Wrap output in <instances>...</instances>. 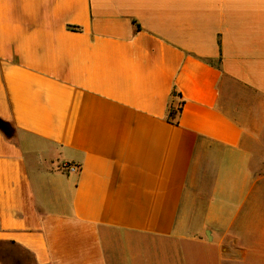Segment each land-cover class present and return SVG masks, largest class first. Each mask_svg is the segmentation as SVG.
I'll return each instance as SVG.
<instances>
[{
	"label": "crops",
	"instance_id": "crops-1",
	"mask_svg": "<svg viewBox=\"0 0 264 264\" xmlns=\"http://www.w3.org/2000/svg\"><path fill=\"white\" fill-rule=\"evenodd\" d=\"M0 242L264 264V0H0Z\"/></svg>",
	"mask_w": 264,
	"mask_h": 264
},
{
	"label": "rangeland",
	"instance_id": "rangeland-1",
	"mask_svg": "<svg viewBox=\"0 0 264 264\" xmlns=\"http://www.w3.org/2000/svg\"><path fill=\"white\" fill-rule=\"evenodd\" d=\"M8 135H13L14 130L10 125H3ZM0 256L6 264H28L31 263V256L17 245L8 242H0Z\"/></svg>",
	"mask_w": 264,
	"mask_h": 264
},
{
	"label": "trees",
	"instance_id": "trees-1",
	"mask_svg": "<svg viewBox=\"0 0 264 264\" xmlns=\"http://www.w3.org/2000/svg\"><path fill=\"white\" fill-rule=\"evenodd\" d=\"M172 96H173L174 99H176V102L169 103L168 115L167 116H168L169 120H171L173 122H177L178 121V116H179V114H180V112L182 110V105H183L184 102L180 99L179 94L177 92L174 91ZM8 243L16 245L13 242H8ZM0 263L1 264H6L1 256H0Z\"/></svg>",
	"mask_w": 264,
	"mask_h": 264
},
{
	"label": "built area",
	"instance_id": "built-area-1",
	"mask_svg": "<svg viewBox=\"0 0 264 264\" xmlns=\"http://www.w3.org/2000/svg\"><path fill=\"white\" fill-rule=\"evenodd\" d=\"M79 166L73 163H62L59 167L60 170L64 172H74L77 171Z\"/></svg>",
	"mask_w": 264,
	"mask_h": 264
}]
</instances>
